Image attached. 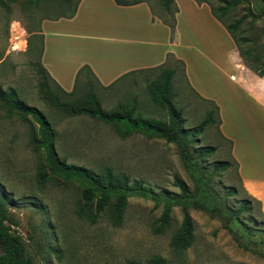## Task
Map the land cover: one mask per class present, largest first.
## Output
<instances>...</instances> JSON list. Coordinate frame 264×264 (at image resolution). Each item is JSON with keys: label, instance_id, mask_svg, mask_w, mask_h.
<instances>
[{"label": "rangeland", "instance_id": "1", "mask_svg": "<svg viewBox=\"0 0 264 264\" xmlns=\"http://www.w3.org/2000/svg\"><path fill=\"white\" fill-rule=\"evenodd\" d=\"M147 1L155 12H162L158 0ZM206 1L215 7L223 4L221 0ZM260 11L255 0H240L224 19L228 24L242 19L234 32L247 39L241 42L243 49L255 46L262 63L264 14ZM46 12L51 16L56 13L51 5L30 7L22 0L7 7L0 5V87L15 89L21 101L46 116L55 131L57 155L67 164L97 172L110 166L115 172L127 174L131 183L141 180L143 187L155 193H180L174 184L177 176L193 194L196 181L184 167L177 145L139 133L120 137L112 124L83 114H67L41 97L37 64L42 41L32 31L39 29ZM100 39L97 35L92 40L100 44ZM175 65L173 102L182 111L184 128L189 129L198 126L213 105L194 96L178 63L171 60L167 66ZM153 76L152 71H140L118 79L107 89L100 88L94 79L91 83L106 110L135 101L141 116L167 119L166 110L148 95L147 84ZM60 97L69 99L62 94ZM33 131H37V123L31 116L0 104V186L9 194L7 208L15 222L13 229L23 236L36 264H145L154 255L164 257L166 264H264V215L259 204L250 200V212L234 218L232 210L249 196L241 187L234 164L215 170L216 161L230 160L229 145L219 135L216 115L203 126L191 149L198 153L201 146L215 147L212 154L199 157L197 163L208 172L215 195L207 196V202L216 204L224 199V209L221 216L216 211L190 208L194 242L182 251L171 247L172 235L182 219L180 207L172 209L170 225L162 231L156 228L162 204L139 195L128 197L120 225H114L106 214L92 219L76 179L64 181L46 175L49 167L43 150L31 141ZM231 188L235 193H230Z\"/></svg>", "mask_w": 264, "mask_h": 264}, {"label": "crops", "instance_id": "2", "mask_svg": "<svg viewBox=\"0 0 264 264\" xmlns=\"http://www.w3.org/2000/svg\"><path fill=\"white\" fill-rule=\"evenodd\" d=\"M174 3L172 31L147 0L128 5L80 0L73 17L43 19L32 31L42 36L40 61L65 91L73 88L83 64L108 86L131 71L181 61L194 96L218 107V132L229 145L228 159L237 166L243 191L264 213V74L245 65L207 3ZM97 35L100 44L92 40Z\"/></svg>", "mask_w": 264, "mask_h": 264}, {"label": "trees", "instance_id": "3", "mask_svg": "<svg viewBox=\"0 0 264 264\" xmlns=\"http://www.w3.org/2000/svg\"><path fill=\"white\" fill-rule=\"evenodd\" d=\"M20 0H0V5L7 7L9 4ZM27 6L40 7L45 4L55 8V14L51 16L46 12L43 19H58L61 17L71 18L75 15L80 0H22ZM120 5L137 3L142 0H114ZM205 2L210 6L212 15L219 20L231 35L235 45L246 66L251 68L259 75L264 74V61L262 63L260 56L255 53V46L250 45L243 49L241 42H247L244 36H238L235 27L242 22L238 20L233 24L225 22L224 16L236 7L240 0H221L222 5L215 7L206 0H196ZM256 4L264 14V0H255ZM159 7L162 10L159 18L168 25L171 30L175 27V13L177 8L174 0H158ZM253 13L252 10L249 11ZM42 41V36L38 35ZM42 45L39 53L37 64L41 76L39 81V93L49 104L56 106L60 110L71 115H87L88 117L98 119L107 124H112L115 131L120 137H127L134 133H139L152 139H163L167 143L177 145L181 155V161L187 171L190 172L193 180L196 181L195 191L193 194L188 192L186 184L177 176L174 177V184L180 190V193H155L151 188L142 186V181L130 182L129 176L122 172H115L110 166H106L101 172L82 165L67 164L60 159L54 147L55 131L46 116L35 106L28 105L21 101L15 89H2L0 87V104L10 110L15 111L23 116H31L37 123V131L32 132V143L41 148L44 152L45 160L48 164L49 171L46 174L52 179L54 176L62 178L64 181L76 179L83 188L82 199L84 207L87 209L92 219L101 214H106L108 219L114 225H120L124 210L127 205L129 196L139 195L142 197L152 198L157 205L162 204V212L158 218L159 224L156 227L162 231L169 227L172 219L171 213L174 207H180L182 210V219L179 228L173 233L171 238V247L175 251H182L188 248L194 242L193 221L189 213L190 208H200L209 211H216L221 215L224 209V199L215 203H208L206 197H215L209 186V178L203 169V164L197 163L199 157L212 154L215 151L213 146H201L198 153L191 149L193 144L198 141V134L205 124L212 120L216 115V121L219 123L218 107L214 104L213 110L206 113V118L196 127L184 128L185 120L182 117L181 109L177 108L173 102L175 93L173 91V76L177 71V66L160 65L148 69L134 70L123 75H132L134 73L149 70L154 72V76L147 84V91L151 101L158 107L165 109L167 119L154 117H143L137 113V104L135 101L131 105L120 104L113 110H106L102 107L91 83L95 80L100 88L107 89L109 86H103L99 83L91 68L83 64L77 71L73 88L65 91L49 75L48 71L42 65L40 56ZM172 57L171 54L168 55ZM181 68L183 63L175 60ZM260 63V64H257ZM51 82L55 88H51ZM80 82V84H78ZM114 83V82H113ZM111 85V84H110ZM69 99H62L60 95ZM137 111V112H136ZM232 161H216L215 170L228 169ZM237 167V166H236ZM42 170L41 172H43ZM45 175V176H46ZM42 176V175H41ZM44 176V175H43ZM242 187V186H241ZM230 193H235V188L230 189ZM113 199V201H112ZM250 200L246 198L241 200L239 207L232 210L234 218H238L241 213H249L251 210ZM260 207V203L255 200ZM9 194L0 186V264H36L32 255L26 248V241L23 236L13 229L15 224L11 214L8 211ZM261 209V208H260ZM262 212V211H261ZM264 215V213L262 212ZM222 216V215H221ZM228 227V226H227ZM167 260L160 256H152L145 264H166ZM131 264H137L131 262Z\"/></svg>", "mask_w": 264, "mask_h": 264}]
</instances>
